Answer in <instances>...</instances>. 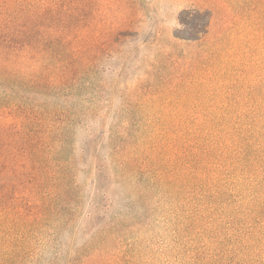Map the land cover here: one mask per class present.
Segmentation results:
<instances>
[{
	"label": "trees",
	"instance_id": "16d2710c",
	"mask_svg": "<svg viewBox=\"0 0 264 264\" xmlns=\"http://www.w3.org/2000/svg\"><path fill=\"white\" fill-rule=\"evenodd\" d=\"M98 15L90 0H0V241L11 216L20 223L50 212L71 218L88 172L87 217L96 216L87 236L111 244L98 259L144 264L145 252H155L132 237L147 225L126 223L135 206L117 216L115 230L113 221L101 227L117 173L145 214L160 195L183 205L166 264H264V115L186 117L175 131H155L169 120L128 117L108 131L99 101L88 95L90 65L100 60ZM186 20L184 12L177 31ZM121 35L128 34L110 28L115 42ZM84 118H99L102 138L111 139L108 155L95 134L77 156L74 129Z\"/></svg>",
	"mask_w": 264,
	"mask_h": 264
},
{
	"label": "rangeland",
	"instance_id": "374dc122",
	"mask_svg": "<svg viewBox=\"0 0 264 264\" xmlns=\"http://www.w3.org/2000/svg\"><path fill=\"white\" fill-rule=\"evenodd\" d=\"M90 6L99 11L101 48L99 63L90 65L88 95L99 101L107 130L128 117L169 120L172 126L155 131H175L186 117L264 115V0H90ZM191 11L206 15L190 17ZM184 12L187 26L195 29L177 31ZM113 27L128 35L115 42L109 36ZM100 127L99 118H84L74 129L80 159L82 147L95 134L96 147L109 154L111 139L102 138ZM88 178L87 172L80 179L86 195L71 218L50 212L20 223L9 217L0 264H102L98 257L111 244L94 238V232L87 236L96 216L87 217L94 192ZM115 178L113 206L101 227L113 221L115 230L117 216L128 215L135 206L126 223L147 225L132 237L147 240L155 252L146 251L142 261L166 264L165 250L176 245L173 222L183 205L160 195L145 214L146 207L142 210L123 190L126 182L117 173Z\"/></svg>",
	"mask_w": 264,
	"mask_h": 264
}]
</instances>
